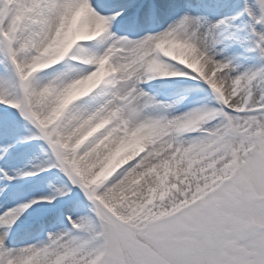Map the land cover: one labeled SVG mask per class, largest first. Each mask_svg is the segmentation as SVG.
Wrapping results in <instances>:
<instances>
[{
    "label": "snow or ice",
    "instance_id": "1",
    "mask_svg": "<svg viewBox=\"0 0 264 264\" xmlns=\"http://www.w3.org/2000/svg\"><path fill=\"white\" fill-rule=\"evenodd\" d=\"M0 264H264V0H0Z\"/></svg>",
    "mask_w": 264,
    "mask_h": 264
}]
</instances>
